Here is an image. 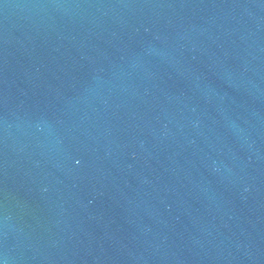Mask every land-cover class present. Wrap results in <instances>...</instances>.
Masks as SVG:
<instances>
[{"label":"water","instance_id":"95a60500","mask_svg":"<svg viewBox=\"0 0 264 264\" xmlns=\"http://www.w3.org/2000/svg\"><path fill=\"white\" fill-rule=\"evenodd\" d=\"M0 264H264V0H0Z\"/></svg>","mask_w":264,"mask_h":264}]
</instances>
